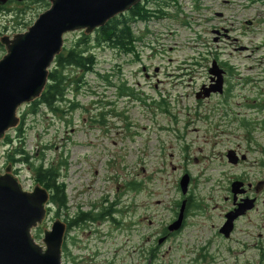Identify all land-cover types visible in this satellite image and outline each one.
<instances>
[{
  "label": "rangeland",
  "instance_id": "1",
  "mask_svg": "<svg viewBox=\"0 0 264 264\" xmlns=\"http://www.w3.org/2000/svg\"><path fill=\"white\" fill-rule=\"evenodd\" d=\"M141 4L158 14L130 21L140 39L134 53L97 46L94 33L86 36L97 64L67 95L66 113L31 104L18 110L21 133L16 128L1 141L0 174L10 165L24 191L37 185L29 165L8 158L15 149L36 164L43 155L45 166L63 165L67 209L51 204L31 231L44 249V232L56 220L114 203L112 220L67 231L61 264H264V0ZM49 8L50 0L5 5L0 38L24 33ZM219 33L228 38L217 43ZM83 35L66 34L63 49ZM5 53L0 45V59ZM213 62L226 73L225 93L196 99L211 84ZM66 71L73 80L81 77ZM120 85L127 89L122 95ZM228 151L246 160L231 165ZM185 174L190 183L183 196ZM234 181L250 185L256 203L225 238L219 230L233 207ZM186 197L192 207L185 227L159 245Z\"/></svg>",
  "mask_w": 264,
  "mask_h": 264
},
{
  "label": "water",
  "instance_id": "2",
  "mask_svg": "<svg viewBox=\"0 0 264 264\" xmlns=\"http://www.w3.org/2000/svg\"><path fill=\"white\" fill-rule=\"evenodd\" d=\"M8 1L38 0H0V6ZM143 1L50 0V8L39 15L24 33L1 37L0 45L6 53L0 59V143L7 132L19 126L18 110L41 97L54 59L62 52L66 34L83 32L85 36L92 35L108 21L129 12ZM208 73L211 84L201 87L196 99L223 94L224 72L213 62ZM226 158L231 165L246 160L245 155L238 156L234 151H228ZM189 183V175H183L179 181L182 195L187 193ZM245 191V184L241 181L230 185L233 200ZM49 200L50 193L39 184L31 192L24 191L12 175L10 165L0 174V264H61L67 233L64 222L56 220L51 230L44 232L42 243L45 249L31 235V231L45 219ZM254 203V199L241 200L234 211L225 215L219 233L228 238L235 221L252 210ZM184 208L185 202L182 201L177 220L168 227L169 232L181 228Z\"/></svg>",
  "mask_w": 264,
  "mask_h": 264
},
{
  "label": "trees",
  "instance_id": "3",
  "mask_svg": "<svg viewBox=\"0 0 264 264\" xmlns=\"http://www.w3.org/2000/svg\"><path fill=\"white\" fill-rule=\"evenodd\" d=\"M40 1L43 0H38L36 2ZM11 3H16L17 5L21 4L8 1L5 5ZM23 3L28 2H22V4ZM5 5L0 6V14L5 11ZM144 6V4H139L133 7L129 12L108 21L105 26L94 32L93 41L97 46H107L111 49L121 51L124 54L134 53V43H138L140 39L136 40L133 36L129 25L130 21H147L158 14V12H155L156 14L148 12ZM90 43V37L83 35L73 48L62 49V52L54 59L53 65L51 66L48 83L44 92L38 100L29 106L30 108L34 110L35 108L43 106L53 113H66L62 111L61 107L67 101V95L77 90L75 89V85H77L85 75L93 73L97 64L95 55L90 50ZM69 68L77 70L80 73V79H71V75H68L66 71ZM118 90L120 93L119 95H122V91L127 89H125L124 85H120ZM68 105L67 111L72 112L73 106L75 105H71L70 103ZM16 131L21 133L20 127H18ZM6 140L8 146L13 145V141H11L9 137ZM8 158L14 164L22 162L29 165L34 176V181L50 193L49 204H53L58 210L67 209L66 185L61 176V167H63V165L45 166L43 155H41L39 163L36 164L32 162V158L23 149H15ZM262 165L264 167V162ZM131 188L134 189L133 186H131ZM87 216L88 215H85L82 220H85ZM79 221L80 219L76 220L77 223Z\"/></svg>",
  "mask_w": 264,
  "mask_h": 264
},
{
  "label": "flooded vegetation",
  "instance_id": "4",
  "mask_svg": "<svg viewBox=\"0 0 264 264\" xmlns=\"http://www.w3.org/2000/svg\"><path fill=\"white\" fill-rule=\"evenodd\" d=\"M227 33V32H226ZM218 35H220L219 37H218V39H217V43H220V42H222L224 39H227L228 38V36L226 35V34H222V33H219ZM219 40V41H218ZM226 74V73H225ZM224 93H225V91H224ZM223 93V94H224ZM221 96H223V95H221ZM239 163V162H238ZM188 188H189V185H188ZM188 188H187V192H188ZM252 190V187L250 186V187H248V188H246V191L243 193V194H241V195H238L237 197H236V200H233V195L231 194V197H232V210L231 211H229L228 213H230V212H232V211H234L235 210V207H236V205L237 204H239L240 203V201L241 200H245V199H250V196H249V194H250V191ZM257 190V189H256ZM187 195V193L185 194V195H183V196H186ZM254 200H255V203H256V199L255 198H253ZM191 198L190 197H186V198H184V200H183V202H185V208H184V218H183V221H182V224H181V228L178 230V231H175V232H169L168 231V227H169V225L168 226H166V229H165V231H164V233H163V235H162V237H160L159 238V240H158V244L159 245H161V244H163V243H167L168 241H169V238L170 237H172V236H177L178 235V233L185 227V220L187 219V216H188V210H189V208L190 207H192L191 206ZM104 203H108V200H106V199H104L103 201H102V204H104ZM255 203H254V207H255ZM181 204H182V202L180 203V205H178V208L180 209L181 208ZM114 208H115V205H114V203H110V206H109V208L108 209H104V208H102V207H100V212L99 213H94V211L95 210H98L99 208L97 207V206H95V205H92V208L91 209H93L94 211H86V212H84V211H81V209H79V210H77L76 211V213L74 214V216H72V217H69L68 219H67V221H66V226H67V231L69 232V231H75V230H78V229H80L81 227H82V225H84V224H91V225H93V224H95V223H97V222H102V223H104L106 220H112V218H111V216L113 215V214H115V210H114ZM179 209H178V213H179ZM254 210V208L252 209V210H250V211H247L243 216H245L247 213H249V212H251V211H253ZM178 213H177V216H178ZM227 213V214H228ZM85 215H88L87 216V218L85 219V220H82L83 218H84V216ZM243 216H240L239 218H241V217H243ZM108 218V219H107ZM238 218V219H239ZM77 219H80V221L77 223L76 222V220ZM237 219V220H238ZM177 220V217L174 219V221L173 222H175ZM236 220V221H237ZM172 222V223H173ZM172 223H170V225L172 224ZM160 240H164L162 243H159V241ZM152 251V254H151V257L154 255V250H151Z\"/></svg>",
  "mask_w": 264,
  "mask_h": 264
}]
</instances>
